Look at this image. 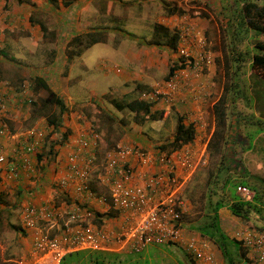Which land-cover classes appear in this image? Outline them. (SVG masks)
<instances>
[{"label":"rangeland","instance_id":"obj_1","mask_svg":"<svg viewBox=\"0 0 264 264\" xmlns=\"http://www.w3.org/2000/svg\"><path fill=\"white\" fill-rule=\"evenodd\" d=\"M127 1L109 0L107 3L110 8L109 11L105 10V12L99 13L101 14L99 16L100 20H102L103 23L97 24L96 27H93L96 33L101 34L102 30L100 29L106 26V23L109 21V23H107L108 32L105 34L110 36L108 37L110 41H108L107 44L96 40L91 41L92 45L88 48V52L82 57V61L84 60L89 66L97 59L104 60L98 68V75L103 71L101 68L107 67V60L110 58L113 60L114 64L121 62V64H119L120 67L125 68L123 65L124 59L122 51L127 47L134 50L135 47L133 43L135 45L140 43V45L145 46V48L153 47V45H148L149 43L151 44L153 40V24L157 22L162 24L160 19L169 17L170 15L165 13L164 6L169 7L172 4L184 5L189 9L188 14L190 16H195L194 11L200 10L203 11V13L208 12L207 16L210 18V20H208L207 34H204L205 37H200V40L196 43L193 49V54L196 55L200 53L203 56L202 62H204V66L197 69H188H194L195 74L199 73L195 78L194 83L199 77H201V73L204 74L209 72V70L206 69V62L208 61L212 64L213 73L210 81L207 83V86L209 87L208 92L201 95L200 93L198 94V96L202 97L205 95L207 96L204 98L205 102L202 108H198L200 112L197 114L198 118L196 119L195 128H193V139L180 147V149L187 147L186 151L189 155L188 158H191L196 163L181 188V195L185 203V213L182 216L181 225L188 230L189 234L184 239L181 235V242L172 244H148L139 251L114 252L90 251V249L74 251L64 256L61 262L63 264H196L197 260L193 259L186 251L184 243L189 236H192L200 242L196 245L202 249L201 251L205 250V247H203V240L205 239L199 237L198 232L200 229L195 223L209 221L215 199H217L218 196H228L227 188H222V176L229 177V179L235 183L242 181V184L254 190L255 196L260 198V202L263 201L264 79L263 77L252 73L249 66V58L253 51L251 47L253 46L254 40L264 41V35L254 36L253 38L245 40L240 32L238 34H235L234 31L232 32V30L236 29L233 26L229 29V34L224 33L227 29L225 28V25H223L222 13L230 11V14H236L240 7V3L236 1L234 2L233 0H130L129 3H127ZM102 2L104 4L106 3L104 0H102ZM51 3L52 5H48L47 8L45 7L47 5H44V9L40 7V4L34 5L35 9L33 10L36 14L35 20H39L42 23L43 28L40 30V27L34 26L35 24L30 22V27L27 30L28 32L24 33V35L27 36V40L24 41L23 38H20L19 41L16 40V43H12L10 40L11 37L8 36L4 41L2 54H0L2 57L0 59V84L9 92L10 87L14 89L19 85V92H15L14 94L16 97H19L20 100L24 99V102L28 105L30 104L28 93L31 88V79L25 77L27 74L23 75V71L18 68L19 64H24L26 59L25 56L28 55L26 53L27 47L31 46L32 51V47L34 46L32 55L34 59L38 60L33 64H27L26 61L25 63L32 69L41 70L42 72L39 74L35 73L34 75L43 78L48 86L54 91L50 75H47L45 71H50L53 67H57L55 53L57 54L58 52V26H60V24L64 25L67 29L72 31V26L75 23L86 24L87 15L91 10L90 6L86 7L85 4L82 3L83 5L81 7L83 8V11H79L80 14L76 17L77 21L73 23L74 19H72L73 11L71 8V0L64 3L67 5V8H63V1L60 3L59 0H55ZM100 3V0L95 1L96 5ZM58 5H62L61 12L55 10ZM123 6H125V9ZM139 9L141 11H139ZM122 10H124L123 18L120 19L119 15L122 13ZM231 11L234 12L231 13ZM129 12H133L134 15L130 20L128 18ZM177 15L179 16V14ZM233 20L236 21V19ZM31 29L35 30V32L31 33ZM117 32L122 33L117 35ZM118 40H120V42L116 43L115 46L110 44L111 42L114 43ZM59 42L61 43L62 41ZM1 46L2 40L0 47ZM68 46L69 43L67 44V47ZM226 50H231L233 54L231 58L227 56V59L230 58L229 62L232 64L229 69L224 66L226 60L223 56V51L225 52ZM160 52L162 57V70L166 69L167 71L168 66L172 62L169 60L167 64H165V55L163 53L165 52V49H161ZM170 52L176 54L175 50H170ZM177 54V61L182 62L183 58L178 51ZM238 58H240V61L237 60ZM60 67L61 66H58L57 69ZM226 69L227 71L229 70L227 73L229 74L228 76L226 75ZM146 70L148 71L149 67H147ZM58 75V73L53 74L55 78H58ZM108 75L112 76L111 71H108ZM18 76H21V79H18ZM91 76L92 74L90 73L89 80L91 79ZM150 79L152 78L144 77L143 82L148 85ZM167 79H170V77ZM119 81H121V79L117 76H115V79L97 76L95 84L92 86L86 85L88 82H85L86 84L75 83L71 86L76 95H83L81 97H74L70 91L71 89L64 93L59 92L60 95L64 96L65 112L68 111L75 113V115L72 114V118H74L75 121L77 120L78 123L87 122L86 125H90L92 121L93 125L91 124V126L96 130L95 133L99 134L102 131L107 137L110 136L111 138H114L111 140L113 142L118 138L131 136L130 132H125V130L121 128L114 127L115 123L120 122L121 124L122 122H127L126 124H122V126L131 125L129 130L132 132L133 137L134 135L136 136L134 138L144 139L151 143L154 142L155 147L158 146V149L161 148L163 144L167 143L172 138L176 113L171 109L169 115L165 118H156L154 121L150 118L148 130L146 127L140 128L139 124H136L137 126L132 128V125H134L132 122L134 115L126 113L125 108H116L107 100L112 97L113 101L116 103H125L127 97L122 95L117 96V94H113L109 89V84L114 89L119 88L117 83ZM129 84L131 85L133 83L129 82ZM62 85H64V83H62L61 86ZM178 86L179 78L176 83V89ZM199 92H201V90ZM222 93L226 94L224 102L226 118L224 119L223 126L224 130H226V136L224 138L226 141L224 142V145L231 144V154L229 151L224 150L222 140H220L221 146L216 147L214 142L217 137H211L215 126L212 103H214L215 99H218ZM141 96L142 98H145L142 93ZM90 102L95 103L94 108L91 104H88ZM165 105L166 103H164V106ZM105 106H107V108L104 110ZM31 107L32 105L30 108ZM33 107L40 111L33 110L32 115L34 116L32 119H29L28 123L32 125L35 124L39 129H42L45 132L48 130L47 126L50 125L48 122L49 114L52 112L53 116L56 117L58 111L54 107L41 106L39 103L37 106L35 105ZM159 110H161V116L163 109ZM61 115L62 113L60 116ZM110 116H112L113 119H110ZM103 125H110V128L104 129ZM91 126L90 128L92 129ZM112 126L114 128H112ZM98 130L99 132H97ZM108 132L111 135H109ZM211 140H213L212 145H210ZM116 144L114 143L109 150H103L105 149V144H101L102 151H100V154L105 151V156L106 152L110 151ZM41 149L42 145L38 152ZM161 151L163 152V155H165L169 154L172 150L168 151L163 149ZM28 153L35 155L33 152ZM228 158L232 161H229ZM103 159L104 157L99 158L97 156L90 159V163L94 165L93 171L101 168ZM226 159H228V161H226ZM234 162H237V164L234 165ZM178 167L180 171L183 170L180 166ZM93 171L91 170V173ZM262 208L264 207H261V210L258 212L259 215L256 214L260 219H264V210H262ZM249 222L250 224H254L255 221L249 220ZM242 226L243 225L240 227ZM234 230H237V226H233L230 230V236L228 235V237L233 238L232 235ZM206 241L205 243L207 246H212L213 249H216L213 243L209 240ZM229 248L231 250L230 253H232V262L234 264H241L242 256L239 254L241 249L238 248V250H236L234 245H230ZM207 251L210 254L212 252L209 248H207ZM203 253L208 255L206 252ZM222 264H226L224 259Z\"/></svg>","mask_w":264,"mask_h":264},{"label":"crops","instance_id":"obj_2","mask_svg":"<svg viewBox=\"0 0 264 264\" xmlns=\"http://www.w3.org/2000/svg\"><path fill=\"white\" fill-rule=\"evenodd\" d=\"M54 1L18 0L6 2V0H0V33L2 40L0 54H2L1 51L4 49L3 44L8 36L11 37L10 40L12 43H16V40L19 41L20 38H23L24 41L27 40V36L24 35V33L28 32L27 30L30 27V22L35 24L34 26L40 27L41 30V28H43L42 23L39 20H35L36 14L33 10L35 9L34 5L40 4V7L44 9V5H47L45 6L47 8L48 5L51 6V2ZM61 1H63V8H67V5L64 3L69 0ZM61 1L59 0L60 3ZM71 1V8L73 11L72 19H74L73 23L77 21L76 17L80 14L79 11H83V8L81 7L83 4H85L86 7L90 6L91 10L87 15L86 24L75 23L72 26V31L67 29L64 25L60 24V26H58V52L57 54L55 53L57 67H53L50 71L46 70L45 73L50 75L52 87L56 94L62 98L63 102H65L63 99L64 96L60 95L59 92L64 93L71 89L70 91L74 97L83 96L82 94L76 95L72 90L71 86L75 83L86 84L85 82H88L86 85L92 86L95 84L97 76L114 79L115 76H117L121 79V81L117 82L119 88L114 89L109 84V89L113 94H117V96L122 95L127 97V99L123 104L114 102L112 97L107 100L118 109H122L123 105L126 104L131 106L130 109H128V107L125 109L126 113L134 115L132 120L134 125H132V128H135L137 126L136 124H139L140 128L146 127L148 130L150 118L152 121L156 120V118H165L169 115L171 109H173V112L176 113V115L182 116L183 123L191 124L193 128H195L196 119L198 118L197 114L200 112L198 108H202L205 102L204 98L207 96L205 95L202 97L198 96V94L200 93L201 95L208 92L209 87L207 86V83L210 81L213 73L212 64H210L209 61L206 62V69L209 70V72H203L204 74L201 73V77H199L195 83L194 80L199 73L195 74L194 69H188L189 67L183 65L172 71V73H176L177 78H179V86L177 89L175 88L170 91L168 95L160 96L158 98L148 96L149 92L156 85H164L166 79L170 77H166V69L162 70V57L160 50L165 49V52H163L165 55V64H167L169 60L178 65L185 62L183 57L182 62L177 61V51L179 47H184L189 51L190 56H194V46L200 40V37H205L204 34H207L208 20H210L207 16L208 12H205V16L202 17L198 15L190 16L188 13H183L178 16L176 13H173L170 14L169 17L160 19V22L168 28L177 29L179 40L175 49L176 54L171 53L170 50L164 46H156L149 43L148 45H153V47L145 48V46H141L140 43L138 45L133 43L135 47L134 50L127 47L122 51L124 59L123 65L125 68L120 67L119 64H121V62L114 64L113 60L110 58L107 60V67L101 68L103 71L98 75V68L104 60L97 59L89 66L84 60L85 63L82 61V57L88 52V48L92 45L91 41L96 40L105 44L110 41L108 38L110 36L105 34L108 32L107 23H109V21L106 23L107 27L104 26L100 29L102 30L101 34L96 33L93 28L94 26L96 27L97 24L103 23L102 20H100L99 16L101 14L99 13L105 12V10L109 11L110 8L107 4L109 0H104L106 2L105 4L100 0L101 3L98 5L95 4L96 0ZM129 1H127V3H129ZM125 6H123L124 9ZM61 7L62 5H58L55 10L61 12ZM123 11L124 10H122V13L119 15L120 19L123 18ZM139 11L141 10L139 9ZM128 15L129 20L134 16L133 12H129ZM136 21L139 22L138 20ZM30 31L31 33L35 32V30L32 29ZM121 33L122 32H117L116 34L119 35ZM182 38H184V40H182ZM59 41L62 42L60 43ZM118 42H120V40L114 43L111 42L110 44L115 46ZM68 43L69 46L67 47ZM33 49L34 46L32 47V51ZM30 51L31 46H28L26 52L28 55L25 56L27 64H33L38 60L34 59L32 51ZM1 58L2 57L0 56V59ZM25 61L24 64L18 65V68L23 71L22 74H27L25 77L28 78L35 73L39 74L42 72L39 69H37L39 70L37 71L36 69L28 67ZM58 66L61 67L57 69ZM202 66H204V62H201V67ZM147 67H149L148 71L146 70ZM108 71H111L112 76L108 75ZM54 73L59 74L58 78L53 76ZM90 73L92 76L89 80ZM144 77L152 78L148 85L143 82ZM18 79H21V76H18ZM129 82L133 84L130 85ZM62 83H64V85L61 86ZM2 90L5 99V112L1 119L4 132L0 134V152L5 154L10 160L14 158L15 162L18 164L21 160V158L17 159L18 155L20 153L25 155L29 167L19 166V176L17 178H13L4 167L0 169V264H31L34 256L32 238L35 232H42V234L46 232L50 237L65 238V235L61 232V221L72 205L82 197V195L77 193L74 189L75 183L78 182V179L66 167L67 156L69 153L75 152L77 156L76 163L79 166L85 167L87 166L88 161L94 156L99 158L104 157L105 151L100 154V151H102L101 144H105V149L103 150H109L114 143L133 146L137 149L139 148L143 157L136 154H130L128 156L133 171L127 184L136 186L140 190L144 189V183L148 176L153 172L166 169V165L158 161V156L163 154L161 149H158V146L155 147L154 142L151 143L144 139L134 138L136 136L134 135L133 137L132 132L129 130L131 125L122 126V124H126L127 122H122L121 124L120 122L115 123L114 127L121 128L125 130V132H130L131 136H124L113 142L111 140L114 138H111L110 136L107 137L102 131L99 134L95 133L96 130L91 126V124L93 125L92 121L90 125H86L87 122L78 123L77 120L75 121L74 118H72V114L75 115V113L68 111L62 112V115L60 116L61 121L59 124L55 125V127L50 124L47 126L48 130L45 132L40 129L44 136V140L42 142V149L39 151V158L34 154L25 152L26 140L28 139L27 133L33 128L39 129L35 124L32 125L28 123L29 119H32L34 116L32 115L33 110L30 108V105L24 102V99L20 100L19 97H16L14 94L16 91L13 88L10 87V92L7 91L5 87H3ZM200 90L201 92H199ZM141 93L145 98H142ZM216 100L217 99H215V101ZM139 102L147 103L148 110L141 108ZM164 103H166L165 106ZM88 104H91L93 108L95 106V103L92 102ZM118 105H122V107H119ZM106 108L107 106H105L104 110ZM159 109H163L161 116V110ZM110 119H113V117L110 116ZM114 127L112 126V128ZM103 128L108 129L110 128V125H103ZM97 132H99V130ZM93 134H96L97 137L94 148V144H90L85 148L77 150V141L80 138L89 139ZM109 135L111 134L109 133ZM179 149L180 148L172 150L166 155L173 158L174 153ZM93 166L94 165L89 168L92 171ZM96 172L97 170L91 173L89 187L96 195H107L108 188L96 180ZM63 178L66 180V184L63 187H60L58 181ZM94 198L95 196L87 199L86 205L93 209H100V204L97 203ZM26 207H33L38 210H51L55 211L58 215L56 219L43 220L36 217L33 221V226H26L23 223L25 217L24 208ZM91 220L96 225H101L103 227L113 226L115 224V221L110 217L108 212L94 216ZM218 221L221 230L229 236L231 233L230 230L233 226H237L238 228L242 225L240 219L232 215L226 207H222L218 210ZM188 234V230L181 225V235L183 239ZM203 241V247H205L203 252L210 254L207 251V248H209L212 251L210 254L212 261L198 259L196 264H222L223 258L217 247L214 245L216 249H213L212 246H207L205 243L206 239ZM84 250L82 249V251ZM91 250L114 252L129 251L127 249H120L115 245L104 249H90V251ZM244 260L245 259L242 258L241 264H246V261ZM61 264L63 263L61 262Z\"/></svg>","mask_w":264,"mask_h":264},{"label":"built area","instance_id":"obj_3","mask_svg":"<svg viewBox=\"0 0 264 264\" xmlns=\"http://www.w3.org/2000/svg\"><path fill=\"white\" fill-rule=\"evenodd\" d=\"M184 37V36H183ZM184 40V38H182ZM1 45V38H0ZM184 58L186 67L197 69L201 67L203 56L198 53L190 56L184 47L178 49ZM178 78L176 73L164 82L156 85L148 97L158 98L168 95L176 88ZM3 86L0 84V134L4 132L1 124L5 112V99ZM2 92V94H1ZM25 152L37 153L43 142L40 129L33 128L27 133ZM96 134L87 138H80L77 150L94 144ZM187 147L177 150L173 158L168 155H159L158 161L166 165L163 171L153 172L145 180L143 190L128 185L132 175V167L128 156L136 154L142 156L141 150L133 146L116 144L107 151L100 170L95 174L96 180L108 188V194L96 195L89 187L92 164L82 167L76 163L77 156L71 152L67 156V169L78 179L74 189L82 197L66 212L61 221V232L64 239L50 237L44 232H35L32 238L34 256L31 264H60L63 257L74 251L84 249H104L112 245L129 251H139L148 244H172L181 242V219L185 213V203L181 195L182 185L195 167V161L188 158ZM143 157V156H142ZM22 167H29L28 160L22 154ZM180 166L183 170L180 171ZM5 168L13 178L18 176V166L15 159L9 160L0 152V169ZM59 186L63 187L66 180L60 179ZM236 193L242 198L249 199L252 191L244 186H237ZM95 196L100 209H93L86 205V200ZM108 212L115 221L113 226L103 227L92 222L94 216ZM23 223L33 226L36 217L43 220L56 219L57 213L51 210L24 208ZM233 238L247 249L246 264H264V234L250 226L243 225L233 232ZM184 243V242H183ZM198 239L189 236L184 248L193 259L212 261L210 254H205L196 244Z\"/></svg>","mask_w":264,"mask_h":264},{"label":"trees","instance_id":"obj_4","mask_svg":"<svg viewBox=\"0 0 264 264\" xmlns=\"http://www.w3.org/2000/svg\"><path fill=\"white\" fill-rule=\"evenodd\" d=\"M7 1L12 2L18 0H6V2ZM233 1L239 2L240 7L239 10L236 12V14H230V11H225V13H222L223 23H224L223 25H225V28L227 29V31L225 30L224 33L229 34L230 33L229 29L233 26L236 29L232 30V32L234 31L235 34H238L240 32L243 35V39L245 40H247L248 38L249 39L253 38L254 36L264 35V0H233ZM164 11L166 14L177 13L181 15L183 13H188L189 9L184 5L172 4L169 7L164 6ZM233 12L234 11H231V13ZM194 13L195 15H198L200 17L205 16V13H203V11L200 10H195ZM233 19H236V21ZM152 27H153V33H152L153 40L151 44L156 46H164L167 47L169 50L176 49L179 39V34L177 32V29L175 28L170 29L167 26L158 22L154 23ZM251 49H253V51L251 52L252 54L250 55L249 58L250 70L252 71V73L257 74L263 77L264 79V41L254 40ZM223 56L226 60L224 66L227 69H229L232 65L229 62V59L233 56L231 50L229 51L226 50L225 52L223 51ZM227 56H229L230 58L227 59ZM237 60L240 61V58H238ZM182 66L183 64L178 65L177 63L174 62L170 64L166 71V77L171 76L172 71L174 69L180 68ZM227 69H226V75L228 76L229 74L227 73L229 70L227 71ZM28 79H31V88L28 93V97L30 101L29 105L30 106L32 105L31 109L39 112L40 110L35 109L33 107L35 105L37 106L38 103L41 106L56 108L58 111L56 113V117L53 116L52 112L48 116L49 117L48 122L51 125H54L55 127V125L59 124L61 121L60 114L63 111H65V105L62 98L59 97L56 94V92L53 91L48 86V84L44 81L43 78L36 75H32L29 76ZM14 89L16 90V92H19L20 86L18 85ZM225 98H226V94L222 93V95H220V97L212 105V111L215 119V126L211 134V137L212 138L217 137L216 141L214 142V144H216V147L221 146L220 140H222L224 150L229 151L231 154V149H232L231 144L224 145V142L226 141V139L224 140L226 136V130H224L223 128L224 119L226 118V111L224 107ZM139 103L141 105V108L148 110L147 103L144 102H139ZM118 106L122 107V105H118ZM127 107L128 109L131 108L129 104L123 105V108H127ZM193 134H194L193 126L191 124L183 123L182 116L176 115V121H175L172 138L170 141L163 144L160 149L161 150L166 149L168 151L178 149L181 147V145L190 142L193 139ZM212 143L213 140L210 141V145H212ZM38 153H35V156L39 158L40 153L39 154ZM228 159L229 161H232L230 160V158ZM228 159H226V161H228ZM236 164L237 162H234V165ZM17 166H18V176H19V166H22L21 161L19 164L17 163ZM221 178H222V188H227L228 196H218V198L215 199L214 205L212 207V214L209 221H205L202 223H195V224L200 229V231L198 232L199 237L205 238L206 240L212 242L219 250L226 264H234L231 260L232 253H230L231 250L229 246L234 245L236 250L240 248L241 252H239V254L244 259H247V249L243 248L239 241L233 239L232 237L231 238L228 237V235L221 230L218 221V210L222 207H226L232 215L240 219L242 225L250 226L256 231H260L264 234V219H260L258 216L259 215L258 212L261 210V207H264V193L262 196L263 201L260 202L259 201L260 198H257V196H255L254 190L242 184L243 183L242 181L235 183L232 182L229 179V177L227 178L222 176ZM239 185L244 186L252 191V196L249 199L242 198L236 193V187ZM262 210H264V208H262ZM249 220L255 221L254 224L253 223L250 224Z\"/></svg>","mask_w":264,"mask_h":264}]
</instances>
